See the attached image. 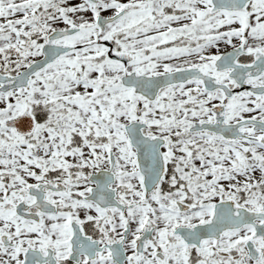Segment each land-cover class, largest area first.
Here are the masks:
<instances>
[{"label": "snow or ice", "instance_id": "1", "mask_svg": "<svg viewBox=\"0 0 264 264\" xmlns=\"http://www.w3.org/2000/svg\"><path fill=\"white\" fill-rule=\"evenodd\" d=\"M0 264H264V0H0Z\"/></svg>", "mask_w": 264, "mask_h": 264}]
</instances>
